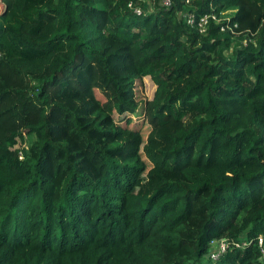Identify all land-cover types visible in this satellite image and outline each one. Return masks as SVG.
Segmentation results:
<instances>
[{"label": "trees", "instance_id": "1", "mask_svg": "<svg viewBox=\"0 0 264 264\" xmlns=\"http://www.w3.org/2000/svg\"><path fill=\"white\" fill-rule=\"evenodd\" d=\"M149 1L0 4V264H264V0Z\"/></svg>", "mask_w": 264, "mask_h": 264}, {"label": "rangeland", "instance_id": "2", "mask_svg": "<svg viewBox=\"0 0 264 264\" xmlns=\"http://www.w3.org/2000/svg\"><path fill=\"white\" fill-rule=\"evenodd\" d=\"M11 0H0V4L2 5L3 11H6ZM145 3V7L148 9V14L154 11L152 7L153 4L149 0H143ZM2 22L0 21V24ZM156 90V86L153 83L150 77H146L143 81L138 82L137 87V95L140 104V111L136 115H127L124 117H120L116 115V120L119 125L126 126V120H132V123L127 129L128 133L121 136L120 139L124 142L126 149L125 152H132L135 150L137 145H140L141 155L147 161L148 169L141 181V185H143L142 190L146 188V192H151L153 188V183L155 180V173L157 172V167L159 164V154L158 150L160 149L162 142L156 137V130L151 128L144 121V117L140 112L143 111V107L145 101L150 100L154 96V92ZM101 98V96H99ZM28 143H30V139H28ZM139 187V185H138ZM137 187V188H138ZM210 261V255H206L201 264H208Z\"/></svg>", "mask_w": 264, "mask_h": 264}, {"label": "built area", "instance_id": "3", "mask_svg": "<svg viewBox=\"0 0 264 264\" xmlns=\"http://www.w3.org/2000/svg\"><path fill=\"white\" fill-rule=\"evenodd\" d=\"M170 4H171L170 0H165L162 3V5L165 6V7H167V8L170 6ZM136 12L138 14H141L142 13V11L140 9H136ZM210 17H213V19L216 20V17H214V15L213 16L206 15V16L202 17L199 20H197V18L194 16V14L186 15V19H187L188 24L190 26H195V27L197 26L198 29H199V31L202 32V33L207 32L208 23H209V18ZM227 27L228 28H231L230 25H227ZM235 27H237V25H235ZM223 29H225V28H223ZM20 159H23L22 153H20ZM234 245H235V247H238V248L247 246L246 243H243V244L235 243ZM259 245H260L261 252H262L261 260L264 262V238L263 237H260V239H259ZM230 247H231V243L226 238L220 239V240H214L211 243L210 258L212 260H217Z\"/></svg>", "mask_w": 264, "mask_h": 264}]
</instances>
